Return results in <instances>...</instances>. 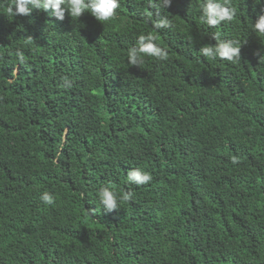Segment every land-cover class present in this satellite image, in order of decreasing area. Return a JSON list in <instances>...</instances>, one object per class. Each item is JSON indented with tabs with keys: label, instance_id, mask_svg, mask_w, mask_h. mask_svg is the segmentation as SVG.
<instances>
[{
	"label": "trees",
	"instance_id": "trees-1",
	"mask_svg": "<svg viewBox=\"0 0 264 264\" xmlns=\"http://www.w3.org/2000/svg\"><path fill=\"white\" fill-rule=\"evenodd\" d=\"M200 2L171 0L158 31L147 0L103 25L0 9V264H264V36L249 27L264 0H231L214 28ZM213 32L240 61L199 55ZM147 33L168 59L130 66ZM132 168L152 181L128 184ZM105 185L133 196L109 212Z\"/></svg>",
	"mask_w": 264,
	"mask_h": 264
},
{
	"label": "clouds",
	"instance_id": "clouds-1",
	"mask_svg": "<svg viewBox=\"0 0 264 264\" xmlns=\"http://www.w3.org/2000/svg\"><path fill=\"white\" fill-rule=\"evenodd\" d=\"M150 9L149 16L155 17L152 19V27L154 30L171 29L173 24L167 16H162L161 9L168 7L171 0H147ZM120 8V0H0V9L6 11L7 15L27 16L33 10H49L51 9L52 16L57 21H63L65 13L71 18H78L85 12L89 13L95 18L97 22L103 25L113 21ZM200 8V22L210 27H216L222 22H231L236 18V8L231 6V0H201ZM250 30L257 37L264 36V14L257 17L255 22L250 21ZM157 36L154 33L139 34L136 38L135 44L127 49V63L130 66L139 67L144 63L146 57H151L157 61H166L168 59V51L156 43ZM211 39L215 44H206L199 48V55L210 60H225L236 63L240 61V49L243 44L238 40L221 39V33L213 32ZM33 42L31 38H28ZM18 65L26 63L25 56L19 50L16 51ZM264 61V55H260L259 62ZM72 81L68 77H62V86L65 88L72 87ZM236 158H233V163H236ZM53 164L58 163L57 160L52 161ZM152 175L140 168H132L126 174V181L132 185H144L152 181ZM80 199L85 198L83 192L79 193ZM133 196L132 191L121 190L117 193L107 185L101 186L96 198L99 204L105 210L111 212L118 209L121 202L131 200ZM39 199L45 205L52 206L56 203V198L52 192L47 190L40 194ZM90 217L95 215V211H86Z\"/></svg>",
	"mask_w": 264,
	"mask_h": 264
}]
</instances>
